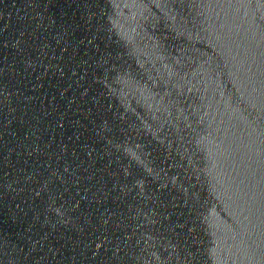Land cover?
Listing matches in <instances>:
<instances>
[{"label":"water","instance_id":"obj_1","mask_svg":"<svg viewBox=\"0 0 264 264\" xmlns=\"http://www.w3.org/2000/svg\"><path fill=\"white\" fill-rule=\"evenodd\" d=\"M0 264H264L250 0H0Z\"/></svg>","mask_w":264,"mask_h":264}]
</instances>
